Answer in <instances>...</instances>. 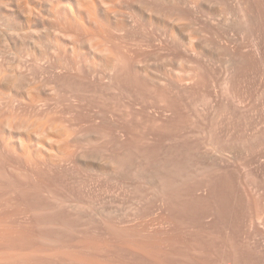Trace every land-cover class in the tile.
Segmentation results:
<instances>
[{
	"label": "rangeland",
	"instance_id": "374dc122",
	"mask_svg": "<svg viewBox=\"0 0 264 264\" xmlns=\"http://www.w3.org/2000/svg\"><path fill=\"white\" fill-rule=\"evenodd\" d=\"M8 1L0 264H264V0Z\"/></svg>",
	"mask_w": 264,
	"mask_h": 264
},
{
	"label": "bare ground",
	"instance_id": "6f19581e",
	"mask_svg": "<svg viewBox=\"0 0 264 264\" xmlns=\"http://www.w3.org/2000/svg\"><path fill=\"white\" fill-rule=\"evenodd\" d=\"M9 1H10V0H9ZM9 1H8V2H9ZM13 1H14V0H13ZM28 3H29V1H28ZM7 4H8V3H7ZM13 4H14V3H13ZM3 5H4V4H3ZM9 5H10V4H9ZM17 5H19V3H18ZM30 5H31V4H30ZM1 6H2V5H1ZM5 6H6V5H5ZM3 7H4V6H3ZM104 7H107V6L104 5ZM108 7H109V6H108ZM108 7H107V9H108ZM5 8H6V7H5ZM31 8H32V7H31ZM31 8H30V9H31ZM110 8H111V7H110ZM12 9H13V8H12ZM30 9H28V11H29ZM107 9H103V10H107ZM112 9L114 10V9H116V8H111V10H112ZM14 10H16V9H13V11H14ZM26 10H27V9H26ZM31 10H32V11H30V12H31V15H32V13H34L33 10H35V9L32 8ZM111 10H110V12H111ZM113 10H112V13H113ZM116 10H117V9H116ZM2 11H3V10H1V12H0L1 14H2ZM6 11H7V10H6ZM28 11H26L27 14H30V12L28 13ZM108 11H109V9H108ZM108 11H106L107 14H109ZM117 11H119V10H117ZM4 12H5V11H4ZM21 12H22V11H21ZM121 12H122V11H121ZM18 14H19V12H18ZM18 14H17V17L19 18ZM22 14H23V13H22ZM25 14H26V13H25ZM25 14H23L24 17L27 16V15H25ZM113 14H114V13H113ZM31 15H28V16H29V19H30ZM34 15H35V14H34ZM14 16H15V15H14ZM21 16H22V15H21ZM21 16H20V17H21ZM32 16H33V15H32ZM105 16H106V15H105ZM108 16H111V15H108ZM22 17H23V16H22ZM15 18H16V16L14 17L13 20H15ZM31 18H33V17H31ZM20 20H22V19H20ZM20 20H17V19H16V22H15V21L11 22V23H10L11 26H14L12 23L15 22L16 25L18 26V28H20L19 25H20L21 23L19 22V25L17 24V21H20ZM26 20H27V19H26ZM11 21H12V20H11ZM22 21H23V20H22ZM28 21H29V20H28ZM123 21H124V20H122V24H123V26H126V24H125L126 20H125L124 23H123ZM30 22H34V21H32V19H30ZM26 23H27V22H26ZM126 23H127V22H126ZM10 24H9V25H10ZM24 24H25V23H24ZM29 24H31V23H29ZM29 24H26V25H27V29H28L29 27H31V25L29 26ZM124 24H125V25H124ZM7 25H8V24H7ZM7 25H6V26H7ZM9 25H8V26H9ZM16 25H15V27H17ZM3 26H4V25H3ZM3 26H2V27H3ZM20 26H21V25H20ZM28 26H29V27H28ZM21 27H22V26H21ZM23 27H26V26H23ZM12 28H13V27H11V29H12ZM1 29H2V28H1ZM5 29H6V28H5ZM5 29H4V30H5ZM15 29H16V28H15ZM22 29H23V28H22ZM22 29H19V30L17 29V31H19L20 33L23 31V32L25 33V30H27V29H25V30H22ZM31 29L33 30V27L30 28L29 30L32 31ZM2 30H3V29H2ZM7 30H9L8 27H7ZM12 30H13V34H14V33H15V34L19 33V32H16V31L14 30V28H13ZM20 30H21V31H20ZM5 31H6V30H5ZM27 31H28V30H27ZM30 31H28V34H29ZM44 31H45V30H44ZM0 32H2V31H0ZM8 32H9V31H8ZM23 32H22V33H23ZM3 33H4V31H3ZM10 33L12 34V31H11V30H10L9 34H10ZM20 33H19V34H20ZM22 33L20 34L21 36H22ZM30 33H31V32H30ZM32 33H34V30L32 31ZM43 33H44V32H43ZM19 34H17V35H18V41H19V39H21V38L24 37V36H23V37H20ZM34 34H35V33H34ZM17 35H16V36H17ZM11 36H12L11 38H13L12 41H14V39H15L16 37H15V36L13 37V35H11ZM29 36H30V35H28V37H29ZM19 37H20V38H19ZM31 37H32V36H31ZM31 37H30V41L33 40ZM33 37H34V36H33ZM25 39H26V38H25ZM8 40H10V39H8ZM15 40H16V39H15ZM18 41H17V42H18ZM22 41H23V40H22ZM19 42H20V41H19ZM19 42H18V43H19ZM28 42H29V39H28ZM12 43H13V42H12ZM14 43H16V41H14ZM18 43H17V45L20 47V45H19ZM21 43H22V42H21ZM32 43H33V41H32ZM24 44H25V43H24ZM9 45H10V44H9ZM14 45H16V44H14ZM28 45H29V44H28ZM18 46H17V47H18ZM23 46H24V45H23ZM33 46H34V45H33ZM10 47H11V46H10ZM14 47H15V46H13V47H11V48H14ZM19 47H18V48H19ZM29 47H30V46H29ZM20 49H21V48H20ZM20 49H19V50H20ZM11 50H12V49H11ZM14 50H15V48H14ZM22 50H23V49H22ZM15 51L18 52V49L15 50ZM32 51H33V50H32ZM32 51H31V53H32ZM25 52H26V51H25ZM42 52H43V51H42ZM14 53H15V52H14ZM21 53H22V51H21ZM28 53H29V52H28ZM10 54H11V53H10ZM12 54H13V53H12ZM22 54H23V53H22ZM25 54H26V53H25ZM29 54H30V53H29ZM44 54H45V53H44ZM44 54H42V55L46 57L45 59H47L46 54H45V55H44ZM16 55H19L18 57L21 58V57H20L21 54H20L19 52H18V54H16ZM37 55H38V53H37ZM39 55H41V53H39ZM28 56L30 57V55H27V57H28ZM32 56H34V55L31 54V57H32ZM32 58H33V57H32ZM34 58H36V56H34ZM24 59H25V58H24ZM38 59H40L41 62L45 60L44 58H43L44 60H42V56L36 58V60H38ZM33 60H34V59H33ZM18 61H19V60H18ZM37 62H38V61H37ZM15 63H17V62L15 61ZM18 63H19V62H18ZM35 63H36V62H35ZM12 65H13V64H12ZM14 65H15V64H14ZM16 65H18V64H16ZM20 65H21V64L19 63L18 66H20ZM18 66H17V67H18ZM40 66H41V65H40ZM12 67H13V66H12ZM12 67H11V68H12ZM15 67H16V66H15ZM42 67H43V66H42ZM12 69H13V68H12ZM17 69H19V71H20L21 68L18 67ZM17 69H16V71H18ZM21 70H23V69H21ZM21 72H23V71H21ZM21 72H20V73H21ZM26 72H27V71H26ZM30 72H31V70H30ZM30 72H28V73H30ZM0 73H1V72H0ZM18 73H19V72H18ZM31 73H32V72H31ZM12 74H13V72H12ZM2 75H3V74H2ZM4 75H6V74H4ZM13 75H14V74H13ZM17 75H20V74H17ZM22 75H23V73H21V75H20V76H21V79H23V77H24V76H22ZM31 75H32V74H31ZM6 76H7V75H6ZM24 78H25V79H23V81H22L21 83L25 82L26 80H27L26 82L29 83V78H28V79H27L26 77H24ZM30 78H33V77H30ZM15 80H16V79H15ZM20 81H21V80H20ZM30 81H33V80H30ZM15 83H16V82H15ZM15 83H14V84H15ZM27 83H25V85H26ZM30 83L33 85L32 82H30ZM34 83H36V82H34ZM12 85H13V84H12ZM22 85H23V87L31 88L30 90H28V92H29V91L32 92L33 89L35 88V87H34V88H32V87H28V84H27V86H24V83L21 84V87H22ZM21 87H20V88H21ZM22 89H23V88H22ZM35 89H36V88H35ZM31 90H32V91H31ZM2 91H3V90H2ZM2 91H1V92H2ZM4 91H5V90H4ZM4 91H3V92H4ZM26 92H27V91H26ZM7 94H8V93H7ZM30 95H31V94H30ZM4 97H5V96H4ZM28 97H29V96H28ZM31 97H32V96H31ZM12 98H13V97H12ZM30 99H31V98H30ZM4 100H5V99H4ZM12 100H13V99H12ZM12 100H11V101H12ZM31 100H32V99H31ZM6 101H9V100H5V102H6ZM0 102H1V100H0ZM2 102H3V101H2ZM13 102H14V101H13ZM9 103H10V102H7V104H9ZM2 104H4V102H3ZM5 104H6V103H5ZM5 104H4V105H5ZM30 104H31V103H30ZM34 104H35V103H32L33 106H34ZM13 105H14V104H13ZM13 105H12V107H13ZM32 105H31V107H32ZM37 105H38V104H37ZM0 106H2V105H0ZM10 107H11V105H10ZM1 108H2V107H1ZM19 108H20V106H19ZM2 109H3V108H2ZM11 112H12V111H11ZM11 118H12V117H11ZM12 119H13V118H12ZM0 120H1V119H0ZM2 120H3V119H2ZM14 120H15V119H14ZM8 121H9V120H8ZM2 122H4V121H2ZM10 122L15 124L14 121H10ZM16 122H17V121H16ZM31 122L33 123L34 121H31ZM11 123H8V124L10 125ZM28 123H30V122H28ZM32 123H31V124H32ZM8 124H7V121H6L5 125H8ZM34 124H35V123H33L32 125H34ZM11 125H12V124H11ZM15 125H16V127L14 126V127H15V131H16V130H18V131L20 130L19 132H21V129H20V127L18 126V124H15ZM32 125H30V126H32ZM0 126L3 127V129L5 128V126H4L3 124H1V123H0ZM30 126H27V127H30ZM7 127H8V126H7ZM7 127H6V130L9 128V130H11V131L13 130V131H14V129H12L11 126H9L8 128H7ZM10 127H11V129H10ZM14 127H13V128H14ZM16 128H18V129H16ZM0 129L2 130V128H0ZM30 129H31V127H30ZM4 130H5V129H4ZM13 131H12V132H13ZM27 131H30V130L27 128ZM3 132L5 133L6 131H3ZM7 132H8V130H7ZM19 132H17V135H18ZM32 132H33V130H32ZM32 132L30 131V132H28V133H32ZM9 133H10V132H9ZM13 133H14V132H13ZM21 133H22V132H21ZM21 133H20V134H21ZM28 133H27V134H28ZM2 134H3V133L1 132L0 136H1ZM7 134H8V133H7ZM15 134H16V132H15ZM20 134H19V135H20ZM32 134H33V133H32ZM17 135H16V136H17ZM3 136H4V134H3ZM8 136H9V135H8ZM11 136H12V135H11ZM13 136H14V134H13ZM16 136H14V137H16ZM6 137H7V135H6ZM14 137H12V138L15 140L16 138H14ZM17 137H18V136H17ZM19 137H20V136H19ZM19 137H18V138H19ZM31 137H33V135H32ZM0 138H1V137H0ZM3 138H5V137H2V139H3ZM7 138H8V137H7ZM10 138H11V137H10ZM12 138H11V139H12ZM27 138H28V137H27ZM28 139H29V138H28ZM3 140H4V139H3ZM7 140H8V139H7ZM7 140H5V141L7 142ZM31 140H32V141H35V140H37V138H36L35 140H33V139L31 138ZM31 140L29 139L28 142H31ZM5 141H4V142H5ZM15 141H16V140H15ZM18 141H19V140H17V142H18ZM22 141L24 142V140H22ZM9 142H12V141L10 140V141H8L7 143H9ZM13 142H14V141H13ZM20 142H21V140H20L19 143H18L19 145H21ZM35 142H36V141H35ZM7 143H5V144L7 145ZM11 144H12V145H11V147H12V146H14V144H16V143L14 142V144H13V143H11ZM29 144H30V143H29ZM29 144H28V145H29ZM31 144H33V143L31 142ZM36 144H37V143H36ZM8 145H9V144H8ZM8 145H7V146H8ZM22 145H27V143L25 142V143L22 144ZM28 145H27V146H28ZM34 146H35V145H34ZM34 146L32 147L33 150H34V148L36 147V146H35V147H34ZM23 147H24V146H23ZM29 147H30V146H29ZM30 151H32V150H30ZM3 160H4V159H3ZM7 160H8V159H7ZM7 160H6V162H8Z\"/></svg>",
	"mask_w": 264,
	"mask_h": 264
}]
</instances>
